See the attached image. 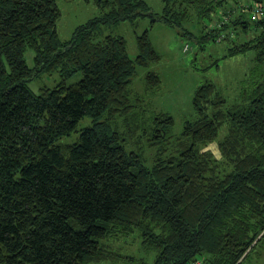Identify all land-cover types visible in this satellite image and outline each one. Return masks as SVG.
<instances>
[{"label": "trees", "instance_id": "16d2710c", "mask_svg": "<svg viewBox=\"0 0 264 264\" xmlns=\"http://www.w3.org/2000/svg\"><path fill=\"white\" fill-rule=\"evenodd\" d=\"M94 1L101 14L61 40L56 0H0V264L130 260L105 241L133 232L152 264H247L264 237V0H163L158 15L145 0ZM144 14L201 47L227 41L220 59L252 52L237 98L205 80L195 117L173 134V117L143 100L158 73H145L144 94L130 87L137 67L160 60L148 29L134 58L124 37L102 33ZM53 72V86L31 89ZM85 116L75 141L58 142ZM145 146L155 149L150 165Z\"/></svg>", "mask_w": 264, "mask_h": 264}, {"label": "rangeland", "instance_id": "374dc122", "mask_svg": "<svg viewBox=\"0 0 264 264\" xmlns=\"http://www.w3.org/2000/svg\"><path fill=\"white\" fill-rule=\"evenodd\" d=\"M145 2L153 14H162L163 0H145ZM56 3L61 13L56 24L61 40L70 39L76 26L101 14L94 0H56ZM152 20L153 17L150 14H144L132 20L107 23L103 25L102 33L124 37L128 55L134 58L138 53L137 36L148 29V38L159 53L160 60L150 63L147 67H137V73L133 77L130 87L134 91L144 94L145 73L149 70L157 72L161 79L160 87L155 93L143 95L144 104L148 107V111L168 112L174 119L172 133L179 134L185 121L195 117L192 98L195 89L205 80H212L229 103L237 98L240 80L252 64L250 59L253 53L247 52L220 59L227 48V41L208 40L203 42L201 47V43H198L194 38L196 36L183 34L173 26H168L161 21L152 22ZM194 27V24L190 23L187 28L195 32ZM185 43L188 44L189 49L183 51ZM24 56L28 64L32 65L33 51L27 49ZM215 62L218 66L215 65ZM80 77L81 73L77 71L67 78L66 82H76ZM59 79L57 72L43 73L29 85L36 92L41 86H53ZM90 123V118L85 116L77 124L76 131L60 137L58 142L71 143L75 141L79 130ZM224 133L225 129H220L219 135ZM206 148L210 149L216 158H220L216 142L210 143ZM144 149L147 163L150 165L155 149L146 146ZM105 242L112 243L111 248L115 252L123 256H132L130 260L118 257L107 264L153 263V252L142 247L140 237L136 232L125 236H115V240L111 238ZM245 263L264 264V237L249 252Z\"/></svg>", "mask_w": 264, "mask_h": 264}, {"label": "built area", "instance_id": "2783aa9c", "mask_svg": "<svg viewBox=\"0 0 264 264\" xmlns=\"http://www.w3.org/2000/svg\"><path fill=\"white\" fill-rule=\"evenodd\" d=\"M260 12H261V10H260V8H259V10H256V11L253 13V17H256V16H257L256 13H260ZM186 48H187V44L185 45L184 49H186ZM191 264H201V261L198 260V259H196V260H194Z\"/></svg>", "mask_w": 264, "mask_h": 264}]
</instances>
